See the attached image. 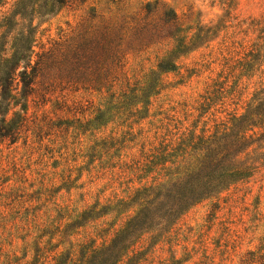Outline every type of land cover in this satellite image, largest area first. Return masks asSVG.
I'll list each match as a JSON object with an SVG mask.
<instances>
[{
	"label": "rangeland",
	"instance_id": "374dc122",
	"mask_svg": "<svg viewBox=\"0 0 264 264\" xmlns=\"http://www.w3.org/2000/svg\"><path fill=\"white\" fill-rule=\"evenodd\" d=\"M148 3L157 5L148 22L159 24L161 13L172 11L183 31L181 36L190 38L197 28H203L207 37L181 55L171 56L176 45L172 40L143 52L127 51L113 88L58 85L48 93L44 88L49 80H38L36 94L27 101L28 115L38 124L63 120L74 127L61 132L54 126L43 138L31 131L15 144L6 141L0 145V264H29L36 246L65 254L78 250L79 245L110 244L115 233L142 208L134 205L119 211L115 210L117 204L129 202L138 188H155L170 179L162 166L152 173L134 169L145 154L202 131L212 135L216 125L244 112L257 77L241 79L240 87L249 88L242 99H223L203 109L202 105L217 83L224 82L225 90L234 85L239 72L231 74L228 67H235L239 44L250 47L264 36V0H90L52 17H38L35 50L76 40L82 30L119 13L138 14ZM12 4L0 8V19ZM163 60L174 62L177 69L160 72L158 65ZM150 83L157 86L149 98H143ZM12 107L9 118L13 112L23 113L21 106ZM78 108L87 111L83 115ZM136 109L142 112L134 117ZM99 112L104 122L87 127ZM104 139L118 142L120 150L92 151ZM257 147H264V138L250 150ZM256 153L264 154V149ZM167 167L176 168L170 163ZM65 175H71L73 183L59 190ZM22 192L40 194L15 200ZM168 200L162 197L149 208L148 216L154 219L126 244L119 264H264V169L229 190L213 193L172 223L155 215L158 209L169 210ZM105 208V212L111 211L64 233L66 224L84 212ZM134 252L139 253L136 258Z\"/></svg>",
	"mask_w": 264,
	"mask_h": 264
},
{
	"label": "trees",
	"instance_id": "16d2710c",
	"mask_svg": "<svg viewBox=\"0 0 264 264\" xmlns=\"http://www.w3.org/2000/svg\"><path fill=\"white\" fill-rule=\"evenodd\" d=\"M10 1L13 4L0 19V145L6 141L15 144L22 134L31 131L36 137L43 138L44 134L50 135L54 126L61 132H69L70 127H74L63 120L57 124L52 120H42L38 124L28 115L27 101L36 94L40 78L49 80L48 86L44 88L48 93L58 85L93 90L113 88L119 81L118 71L124 64L127 51L143 52L162 41L172 40L176 45L171 56L181 55L190 52L192 47L207 37L203 35V28H197L198 32L190 38L181 36L183 31L172 11H163L159 24L148 22L157 7L148 3L138 14L128 16L119 13L108 21L101 22L99 26L82 30L76 40L55 42L50 48L42 45L40 52H36L40 25H36L35 20L38 17H52L66 7L83 6L90 0H0V8H5ZM96 18L92 12L91 19ZM210 31L211 29L206 34ZM239 48L241 52L234 61L235 67H228L231 74L239 72L237 77L232 76L237 78L234 85L225 90L224 82L217 83L216 88L208 92L202 109L223 99H242L249 88L240 87L241 79L252 80L257 77L254 91L245 102L244 112H236L227 123L216 125L212 135L202 131L198 136L181 137L179 142H172L164 148L151 150L149 155L145 154L144 161H138L134 169L152 173L162 166L161 170H166L170 179L155 188H138L129 202L121 200L117 204L115 210L119 211L134 205L142 208L115 233L110 244L79 245L78 250L65 254L36 246L35 256L29 264H119L124 256L122 252L128 249L126 244L138 232L149 228L148 225L154 219L148 216L151 212L149 208L162 197L170 200L167 203L169 210L163 213V208L156 209L155 215H162L167 223H172L177 216L209 199L213 193L229 190L232 185L251 178L264 169V154L256 155L264 147L250 150L264 138V36L259 37L250 47L239 44ZM176 69V64L169 60H163L158 65V70L162 73ZM155 86L157 84L150 83L143 98H149ZM45 95L47 93L42 96L43 103L46 102ZM23 100L26 101L25 104H22ZM12 105L14 108L21 106L23 113L13 112V118H9ZM77 110L83 115L87 111L82 108ZM68 111L72 112L70 109ZM141 112L136 109L131 114L135 117ZM103 122L104 115L99 112L86 126L100 125ZM117 143L113 139H104L92 151L99 148L104 154L113 149L118 152L120 149H117ZM92 157L95 158L96 155ZM93 162L94 159L90 164ZM169 163L176 168L172 170V167H167ZM80 178L81 176L77 180ZM72 183L71 175L63 176L59 190ZM164 190L166 191L163 192ZM38 194L40 192L33 195L22 192L21 195L16 194L15 200L26 196L33 198ZM10 196L13 197V194ZM105 210L106 208L97 212L96 209H90L84 212L76 220L66 224L64 233L82 227L88 220L102 217L111 211L110 208L107 212ZM138 255V252H134L135 258Z\"/></svg>",
	"mask_w": 264,
	"mask_h": 264
}]
</instances>
